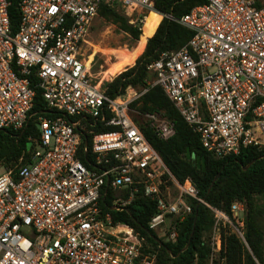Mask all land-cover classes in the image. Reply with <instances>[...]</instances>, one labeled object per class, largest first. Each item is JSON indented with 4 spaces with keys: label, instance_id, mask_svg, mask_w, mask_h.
I'll use <instances>...</instances> for the list:
<instances>
[{
    "label": "built area",
    "instance_id": "2783aa9c",
    "mask_svg": "<svg viewBox=\"0 0 264 264\" xmlns=\"http://www.w3.org/2000/svg\"><path fill=\"white\" fill-rule=\"evenodd\" d=\"M102 4L130 15L152 10L154 0H23L16 32L10 2L0 0V132L31 121L39 129L29 137L32 162L0 175V264H158L140 233L105 212L109 190L129 193L112 200V211L125 210L140 191L156 201L149 228L171 242L192 214L189 199L209 207L217 216L213 264L227 225L245 242L244 205L233 203L230 218L201 199L190 178L181 183L170 173L132 115L148 89L116 99L97 89L85 45ZM170 19L193 36L152 62L149 85L164 91L207 152L264 151V2L206 0ZM36 89L49 115L31 113ZM138 113L160 139L175 136L165 117ZM99 127L111 131L96 133ZM165 175L173 188L162 190Z\"/></svg>",
    "mask_w": 264,
    "mask_h": 264
},
{
    "label": "trees",
    "instance_id": "16d2710c",
    "mask_svg": "<svg viewBox=\"0 0 264 264\" xmlns=\"http://www.w3.org/2000/svg\"><path fill=\"white\" fill-rule=\"evenodd\" d=\"M8 1L11 26L16 32L21 21L19 6L23 0ZM205 2L206 0H154L152 10L164 17L154 14L153 26L145 32L143 23L131 24L130 16L118 6L102 4L98 16L128 34L134 43L139 41V46L143 47V50L132 61L128 57H123L110 62L100 72V76L106 79L98 83L112 99L125 96L131 90L141 94L148 89L147 93L131 104V109L138 110L141 114L165 117L174 124L175 136L167 141L162 140L146 119L133 118L161 155L170 173L181 183L190 178L198 190L199 197L210 207L230 218L233 203L240 202L244 205L245 242L227 225L223 228V251L213 264H264V232L259 224L262 213L259 198L264 196V151L248 147L242 149L239 155L226 158H218L207 152L201 144L199 135L185 122L164 91L159 86L149 85L152 74L155 78V73L149 70L152 62L164 51L180 50L193 36L189 29L171 20L170 17L180 19ZM88 63L90 65V61ZM125 63L129 64L124 67H133L111 81L113 73ZM113 70L114 72L109 75ZM36 83L35 80H31L32 87H35ZM31 113L49 115L40 89H36ZM109 131L110 128L99 127L96 133ZM32 135L39 136L35 121H31L25 130L0 132V162L8 170L13 169L21 159L22 165L32 162L29 151V137ZM219 174L220 177L215 180ZM164 180L162 190L173 188V182L168 175L164 176ZM128 195L127 190L119 192L109 190L102 206L105 212L112 215L114 222L128 224L146 239L145 251L156 253L158 264H210L212 249L208 236H211L217 216L209 207L189 199L192 214L178 225V239L171 242L149 228L150 220L157 213V203L143 191L135 195L125 210L110 209L114 198L120 196L127 198Z\"/></svg>",
    "mask_w": 264,
    "mask_h": 264
},
{
    "label": "rangeland",
    "instance_id": "374dc122",
    "mask_svg": "<svg viewBox=\"0 0 264 264\" xmlns=\"http://www.w3.org/2000/svg\"><path fill=\"white\" fill-rule=\"evenodd\" d=\"M261 1L264 2V0ZM149 11H150L149 9H141V8L135 10V12L129 15L130 23L131 24L137 22L143 23ZM87 41L88 44L85 45V51H87V55L89 56L87 62L90 61V64L93 62L91 74L95 82H103L106 79V78L103 79L102 76H100V72L110 62H113L118 58H123V57H128V59L132 61L143 50V47L139 46L140 44L139 41H138L139 43L138 42L134 43L128 34L121 32L120 30H118L117 26L113 25L112 23L106 21L105 19L99 16L95 18L92 24V28L90 30ZM142 54H140V56ZM126 64L129 63L122 64L121 66L123 67L119 66L120 68L118 67L119 68L118 70H116L117 69L116 68L114 69L116 70L115 72L113 70L109 74L111 75L114 72L111 81L115 80L121 73L126 71L128 68L133 67V66L124 67V65ZM154 81L155 78L152 74V79L150 83H153ZM132 115L137 119L142 118V115L138 113V110H134L132 112ZM20 163H22V159L19 161L18 164ZM6 169L7 167H5L2 162H0V175L3 174ZM259 204H260V209L262 211L259 219V224L264 232V196L259 198ZM243 228H245V224ZM155 232H158V234L161 235L159 229ZM208 238L210 237L208 236Z\"/></svg>",
    "mask_w": 264,
    "mask_h": 264
},
{
    "label": "bare ground",
    "instance_id": "6f19581e",
    "mask_svg": "<svg viewBox=\"0 0 264 264\" xmlns=\"http://www.w3.org/2000/svg\"><path fill=\"white\" fill-rule=\"evenodd\" d=\"M154 14H158V15L163 16L162 14H159V13L155 12L154 10H150L149 13L147 14V16L145 17L144 22H143V24H144V27H143L144 28V32L153 26L152 16ZM87 66L88 67L90 66L88 62H87ZM95 85H96L98 90H102L103 86L99 87V83L98 82H96Z\"/></svg>",
    "mask_w": 264,
    "mask_h": 264
},
{
    "label": "water",
    "instance_id": "95a60500",
    "mask_svg": "<svg viewBox=\"0 0 264 264\" xmlns=\"http://www.w3.org/2000/svg\"><path fill=\"white\" fill-rule=\"evenodd\" d=\"M193 162L195 163L196 161H195V158H193ZM248 168H245V170H247ZM220 177V174L216 177V179L215 180H217L218 178ZM156 241L159 243V244H162V242L160 241V240H157L156 239ZM188 248V246L186 247V249ZM169 253H170V251H169Z\"/></svg>",
    "mask_w": 264,
    "mask_h": 264
}]
</instances>
